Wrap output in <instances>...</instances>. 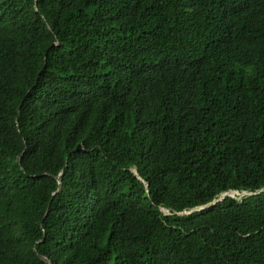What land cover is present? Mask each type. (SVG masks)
<instances>
[{"label": "trees", "instance_id": "1", "mask_svg": "<svg viewBox=\"0 0 264 264\" xmlns=\"http://www.w3.org/2000/svg\"><path fill=\"white\" fill-rule=\"evenodd\" d=\"M263 186L264 0H0V264H264Z\"/></svg>", "mask_w": 264, "mask_h": 264}, {"label": "water", "instance_id": "2", "mask_svg": "<svg viewBox=\"0 0 264 264\" xmlns=\"http://www.w3.org/2000/svg\"><path fill=\"white\" fill-rule=\"evenodd\" d=\"M134 175L139 176V175L137 174L136 171H134ZM57 179H58V183L60 184L61 181H60L59 176L57 177ZM145 184H146V186L148 185L147 182H145ZM263 190H264V186H263V188H261L258 192H261V191H263ZM258 192H251V191H247V190H244V191H237V190H233V189H228V190H226V191H222V192H220V193H219L218 195H216V197H215L212 201H210L209 203H207V204H205V205H203V206L194 207V208L190 209L189 211H179V212H176V215H177V216H178V215H181V214H183L184 212H185V213H191V212H193V211H194V212H199V211L204 210L205 208H210V206H211L213 203H215V202L221 200L222 198H224V197H226V196L242 195V194H244V193L255 194V193H258ZM222 194H224V195H222ZM161 209H162V211H164V212H166V213L170 211V209H168V208H164V207H161ZM40 257H41L46 263H49V264H50V260H49L47 257H45V256H43V255H40Z\"/></svg>", "mask_w": 264, "mask_h": 264}, {"label": "bare ground", "instance_id": "3", "mask_svg": "<svg viewBox=\"0 0 264 264\" xmlns=\"http://www.w3.org/2000/svg\"><path fill=\"white\" fill-rule=\"evenodd\" d=\"M222 195H224V194H222Z\"/></svg>", "mask_w": 264, "mask_h": 264}]
</instances>
